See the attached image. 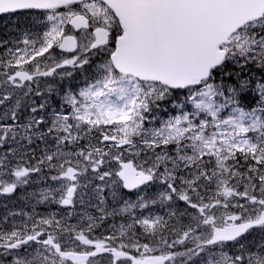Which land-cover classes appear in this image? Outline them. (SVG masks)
Wrapping results in <instances>:
<instances>
[{
	"label": "snow or ice",
	"instance_id": "6c2138e0",
	"mask_svg": "<svg viewBox=\"0 0 264 264\" xmlns=\"http://www.w3.org/2000/svg\"><path fill=\"white\" fill-rule=\"evenodd\" d=\"M17 13L44 30L0 40V177H12L0 193L47 170L56 186L37 203L67 211L9 213L26 219L0 227V264H264V0H0ZM94 56L92 82L49 112L59 92L38 78L72 77ZM163 104L179 114L146 128ZM157 203L167 218L132 215ZM122 214L131 222L93 235Z\"/></svg>",
	"mask_w": 264,
	"mask_h": 264
},
{
	"label": "rangeland",
	"instance_id": "374dc122",
	"mask_svg": "<svg viewBox=\"0 0 264 264\" xmlns=\"http://www.w3.org/2000/svg\"><path fill=\"white\" fill-rule=\"evenodd\" d=\"M30 22L34 24V26L30 27V30L35 32H40L42 34L43 28L38 24L35 23L34 17H26L24 14L20 15H14V16H6L3 18H0V40H9L14 41L21 38L20 30L25 28L26 26L30 25ZM9 46H13L12 44H9ZM20 47H23V45H19ZM4 51L3 48H0V54H2ZM56 53H60L56 49ZM64 56L71 57L73 54H63ZM92 63L90 65L85 66L86 71L81 69H76L73 72L72 77H65L61 79L60 76H56L55 79L52 77H40L42 80L40 81V87L45 86L48 82L55 83L58 89L59 94L52 93L51 96L55 99H59L60 101V107L57 108L56 106H52L51 100L50 104L51 107L49 108V112L53 108L60 110L61 109V100L60 97L63 96L65 91L71 90L74 93H78V91L86 86V83L92 82L93 76H94V66L98 63H100V57L94 56L91 58ZM68 70H72L69 66ZM61 71V70H59ZM246 74V73H245ZM33 88L37 86L36 84H33ZM63 110L65 113L70 111V107L67 105L63 106ZM179 114L178 111L171 105V104H163L159 109H154L152 113L146 114L149 118L145 120V127L150 129H156L163 127V123L167 121L171 116ZM155 117V119H152V117ZM92 137L99 136V133L93 132ZM93 143H96L95 139H92ZM84 143V141H82ZM44 148L43 144H40V147L36 149V158L38 159L41 154V150ZM6 151V148H0V154H3ZM30 163H35V159L31 160ZM241 165H243V160L240 162ZM53 173L47 172L45 170L41 174L33 173L30 177V182L26 185L18 186L17 189L11 193V194H2L0 193V227L7 230L12 226L13 223H16L19 225L22 221L26 219L23 215H9V213H29L34 214L36 219H39L40 216L47 215L48 213H60L64 214L67 210L63 209L60 205L53 204V203H44V204H38L37 198L39 192L48 187H55V183L51 181L50 176ZM0 179L4 180H11L12 177L10 176H2ZM164 185L161 184L159 181L156 182V184L152 185L151 188L146 190V194L151 197L155 195L157 192L164 190ZM124 192V190H122ZM124 198L128 199L130 201H136L137 200V191L134 193H126L124 192ZM95 203V201H93ZM109 208L112 207H119V205H113L111 198L109 197ZM122 203V201H121ZM181 209L185 207L183 202L177 201L176 205ZM79 204L76 205V217H74L70 222L75 224L77 220L79 219V213L84 211ZM89 213L93 215H100L96 211L95 208L88 207L86 209ZM168 208L161 206L159 203L157 204H149V207L146 209H140L136 208L133 210L132 215L139 216L141 218L147 217V216H155V215H161L165 216L167 218V212ZM219 215V212L217 213ZM5 217H7V221L5 222ZM132 216L128 214H122L116 217H108L103 222L101 227L97 228L95 232L93 233L94 236L103 238L104 236L112 234L114 231L113 226L116 228L119 227L120 224L124 223L127 224L131 222ZM186 222V221H185ZM171 223H175V221H171ZM136 230L138 234L142 233V229L137 225ZM169 241L171 242V239L174 238V236L171 233L167 234ZM260 233L259 230H256L253 232L251 236H249V240L255 239L256 241H259ZM141 242H144L143 237L141 236ZM182 246H177L175 249H172V251H183ZM157 254V253H156ZM104 264H107V260L104 259Z\"/></svg>",
	"mask_w": 264,
	"mask_h": 264
},
{
	"label": "flooded vegetation",
	"instance_id": "af4514ba",
	"mask_svg": "<svg viewBox=\"0 0 264 264\" xmlns=\"http://www.w3.org/2000/svg\"><path fill=\"white\" fill-rule=\"evenodd\" d=\"M17 14H19V13H17ZM10 15H12V14H10ZM10 15H6V16H10ZM5 15H2V16H0V18H3V17H6ZM59 71V70H58ZM38 79H40V80H42V78H38ZM34 85L32 84V87H33ZM35 87H37V86H35ZM41 88V90L43 91L44 89H45V86H42V87H40ZM45 95H48L46 92H45ZM51 104H52V106L54 107V106H56L57 108H59L60 107V101H59V99H58V97H57V99H55L54 98V96L52 97V99H51ZM138 254V253H137ZM105 255V257H106V255L107 254H104Z\"/></svg>",
	"mask_w": 264,
	"mask_h": 264
},
{
	"label": "water",
	"instance_id": "95a60500",
	"mask_svg": "<svg viewBox=\"0 0 264 264\" xmlns=\"http://www.w3.org/2000/svg\"><path fill=\"white\" fill-rule=\"evenodd\" d=\"M1 15V14H0Z\"/></svg>",
	"mask_w": 264,
	"mask_h": 264
}]
</instances>
